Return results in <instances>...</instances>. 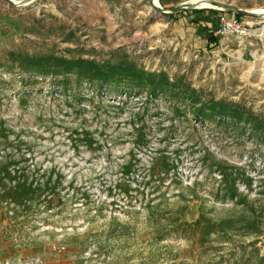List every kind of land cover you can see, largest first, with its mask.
Here are the masks:
<instances>
[{"label":"rangeland","instance_id":"rangeland-1","mask_svg":"<svg viewBox=\"0 0 264 264\" xmlns=\"http://www.w3.org/2000/svg\"><path fill=\"white\" fill-rule=\"evenodd\" d=\"M236 9L264 0H0V264H264L261 130L42 73L129 57L264 120V17ZM22 182L27 204L4 193Z\"/></svg>","mask_w":264,"mask_h":264},{"label":"trees","instance_id":"trees-1","mask_svg":"<svg viewBox=\"0 0 264 264\" xmlns=\"http://www.w3.org/2000/svg\"><path fill=\"white\" fill-rule=\"evenodd\" d=\"M181 10H175L178 13ZM237 16H243L237 14ZM255 17H258L255 15ZM29 60V57H27ZM54 62V70L42 73H52L66 76L69 73L76 72L78 75H85L89 79L98 78L102 82L115 80L116 83L122 81L128 85H138L141 89L146 88L149 95H173L188 101L194 108L195 115L202 118L218 117L219 120H226L229 117L236 122L244 121L246 124H252L253 128L261 130L264 135V120L255 118L251 112H246L239 105H232L224 99L215 97L206 98L202 91L194 88L184 78L171 79L166 71H149L139 66L129 57L121 58L119 61L111 63H99L95 59L86 58H67L65 56L49 57ZM41 62H37L40 64ZM35 68V66H32ZM29 67L28 69H33ZM39 184L35 187L33 184L27 185L22 182L10 188L5 194L12 195L13 202L19 201L27 204L38 195ZM41 185V184H40Z\"/></svg>","mask_w":264,"mask_h":264},{"label":"built area","instance_id":"built-area-1","mask_svg":"<svg viewBox=\"0 0 264 264\" xmlns=\"http://www.w3.org/2000/svg\"><path fill=\"white\" fill-rule=\"evenodd\" d=\"M248 31L244 21L235 17H222L220 32L222 34H239L242 35Z\"/></svg>","mask_w":264,"mask_h":264},{"label":"water","instance_id":"water-1","mask_svg":"<svg viewBox=\"0 0 264 264\" xmlns=\"http://www.w3.org/2000/svg\"><path fill=\"white\" fill-rule=\"evenodd\" d=\"M7 1H9V2H13V3H16V2H14L13 0H7ZM189 7H190V6H185V7L175 8V9H176V10H178V9H187V8H189ZM191 7H192V8H195V7H198V5L193 4ZM234 12H236L237 14H242V15H249V16H255V15H257V16H262V17H264V14H261V13H259V12L253 11V10L236 9V10H234Z\"/></svg>","mask_w":264,"mask_h":264},{"label":"bare ground","instance_id":"bare-ground-1","mask_svg":"<svg viewBox=\"0 0 264 264\" xmlns=\"http://www.w3.org/2000/svg\"><path fill=\"white\" fill-rule=\"evenodd\" d=\"M13 1L17 3V2H21L23 0H13ZM155 1H158V0H155ZM204 5H206V4H204ZM259 13L264 14V9L260 10Z\"/></svg>","mask_w":264,"mask_h":264},{"label":"crops","instance_id":"crops-1","mask_svg":"<svg viewBox=\"0 0 264 264\" xmlns=\"http://www.w3.org/2000/svg\"><path fill=\"white\" fill-rule=\"evenodd\" d=\"M167 1H172V0H167ZM180 8V7H179ZM183 12H185V11H183Z\"/></svg>","mask_w":264,"mask_h":264}]
</instances>
